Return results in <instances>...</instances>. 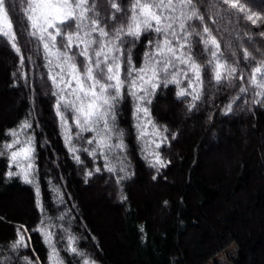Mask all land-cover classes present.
<instances>
[{
    "label": "trees",
    "instance_id": "1",
    "mask_svg": "<svg viewBox=\"0 0 264 264\" xmlns=\"http://www.w3.org/2000/svg\"><path fill=\"white\" fill-rule=\"evenodd\" d=\"M94 2L109 30L126 23L132 0ZM9 3L15 5L11 15L19 18L21 51L18 54L0 38V145L9 142L8 130L25 118L30 120L28 134L34 137L35 178L44 212L36 207L34 185L19 177L7 178L8 159L0 156V264H24V257L33 261L39 257L40 264H48V248L40 233L32 231L42 218L55 225L56 240L67 229L77 238V247L96 264H207L231 245L235 253L226 256L232 264H264V96L257 97L256 90L247 85L252 69L264 61V23L253 26L241 19L237 26L227 17V22L223 18L213 23L215 8L221 5L217 0H200L205 19L195 26L213 30L225 57L238 62L246 79L241 81L237 74L232 83L218 85L209 68L203 75L201 99L192 110L190 98H177L175 85L158 88L147 107L167 138L159 149L151 143L157 140L151 126L149 135L137 138L135 100L125 90L116 120L125 148L108 157L115 168L109 172L100 152L93 157L78 151L79 163L69 152L65 128L54 108L56 89L48 79L43 46L28 35L23 18L27 3ZM113 3L125 11L116 12ZM247 3L252 12L264 16V0ZM236 33L246 35L237 41ZM155 38L156 33H145L135 44H128L135 67L143 63L148 41ZM244 49L253 59L244 60ZM194 52L200 62L208 60L202 45ZM241 87L249 91L241 93ZM230 103L232 109L226 112ZM69 125L78 149L96 147L88 144L94 132L76 139L78 129L71 119ZM153 150L168 162L165 167L151 166L148 152ZM89 171L91 176L86 175ZM120 176L124 179L117 183ZM53 189H59V197ZM62 215L63 220L59 219ZM21 224L28 229L31 244L13 252L9 245ZM59 247L65 248L66 241ZM61 255L65 264H80L79 256Z\"/></svg>",
    "mask_w": 264,
    "mask_h": 264
},
{
    "label": "snow or ice",
    "instance_id": "2",
    "mask_svg": "<svg viewBox=\"0 0 264 264\" xmlns=\"http://www.w3.org/2000/svg\"><path fill=\"white\" fill-rule=\"evenodd\" d=\"M27 7L23 18L27 22L30 37L35 38L43 46L49 68L48 79L56 89L52 93L56 97L54 105L56 115L65 128V144L74 159L79 163L78 151L96 156L100 152L105 156V168L115 171L108 157L116 150H124L123 131L116 124L117 106L123 99L125 90L135 100L133 116L137 120L138 139L149 135L147 129L152 128L151 135L157 140L155 149H159L166 141L161 129L151 119L147 105L151 104L160 87L175 85L177 98H190L189 110L196 107L201 99L204 87L203 75L209 68L216 84L223 81L232 83L239 74L244 81L246 74L239 69L238 62L226 58L221 51L220 41L213 30L204 25L202 30L195 22L204 24L201 14L200 0H132L127 11L130 15L126 23L115 30H109L107 21L101 20L96 12L94 0H24ZM221 7L215 8V19L227 17L239 26L241 19L253 26L264 23V16L252 12L247 0H217ZM14 4L9 0H0V38L7 40L18 54L21 49L17 41L19 18L11 15ZM116 12H123L116 3L112 4ZM115 20V15L112 17ZM105 25V26H102ZM247 27V24H245ZM66 29L68 31H66ZM219 32L220 29H216ZM156 33L154 40L148 41V50L144 53V61L140 67L133 65L131 49L128 44H135L145 33ZM241 35H246L242 33ZM261 35H264L262 33ZM59 37V39H58ZM130 38V39H128ZM248 39H252L248 37ZM197 45L203 46L208 60L200 62L194 52ZM235 55V54H233ZM77 57H82L78 60ZM24 57H20L23 65ZM253 59L251 53L244 49V60ZM247 85L256 90L257 97L264 96V61L257 62L252 69ZM249 87H241L240 92L246 93ZM237 98H234V100ZM259 102V101H255ZM232 104L226 112H230ZM69 119L78 129L76 139H82L85 132H94L95 136L88 144L96 147L78 149L73 143L72 129ZM32 123L28 118L20 121L16 128L8 130L9 142L0 145V156L8 159L9 179L19 177L22 182L35 187L36 207L42 213L44 204L41 189L35 170V142L28 134ZM166 131V129H164ZM115 139V143L113 140ZM147 151V147L145 148ZM153 167H165L166 162L159 151L148 152ZM118 159V157H115ZM15 168V170H12ZM96 171H100L99 168ZM124 168H120L123 172ZM86 175L91 176L89 171ZM124 177L120 176L117 183ZM155 179V177H154ZM59 197V189H53ZM59 219L63 220L62 215ZM52 225L42 218L34 232H39L48 248V264H65L61 252H67L81 258L80 264H96L91 257H86L77 247L78 240L67 229H63L60 239ZM24 225L17 226L16 239L9 245L13 252L28 248L31 237ZM66 241L61 249L59 243ZM10 259V258H8ZM24 264H40L39 257L35 261L24 257Z\"/></svg>",
    "mask_w": 264,
    "mask_h": 264
},
{
    "label": "rangeland",
    "instance_id": "3",
    "mask_svg": "<svg viewBox=\"0 0 264 264\" xmlns=\"http://www.w3.org/2000/svg\"><path fill=\"white\" fill-rule=\"evenodd\" d=\"M228 20L224 18V22H227ZM242 33H236L235 36L237 38V41H241L244 35H241ZM235 249L231 245L226 249V253H219L216 256H214L207 264H232L229 260L228 257L226 256L227 254H234Z\"/></svg>",
    "mask_w": 264,
    "mask_h": 264
}]
</instances>
